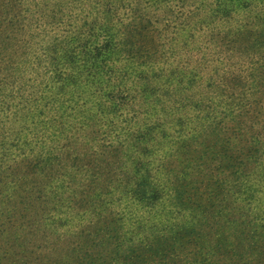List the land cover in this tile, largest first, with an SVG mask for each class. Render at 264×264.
<instances>
[{"label":"rangeland","instance_id":"374dc122","mask_svg":"<svg viewBox=\"0 0 264 264\" xmlns=\"http://www.w3.org/2000/svg\"><path fill=\"white\" fill-rule=\"evenodd\" d=\"M263 8L0 0V264H264Z\"/></svg>","mask_w":264,"mask_h":264},{"label":"trees","instance_id":"16d2710c","mask_svg":"<svg viewBox=\"0 0 264 264\" xmlns=\"http://www.w3.org/2000/svg\"><path fill=\"white\" fill-rule=\"evenodd\" d=\"M254 18L257 20L258 24L262 27V32H263V37L262 38L264 39V11L263 12L259 11L257 13V15H255ZM112 48H111V46L109 44H107L105 46V50H101L102 49L101 47H98L96 49V51H101V52H96L95 53V56H94L93 60L95 61L96 65L98 63L100 64V63H103V62L106 61V58H104L105 55H101V53H105L109 59L113 58L112 54H113L114 50ZM249 69H250L249 70V72H250L249 83L252 86H256L257 88H256L255 91H253L252 88L249 85V87L247 89L248 94H249V96H251V98H254V97L263 98L264 97V53H263V57L262 58L260 57L254 63V65L251 66ZM89 75L93 76V74H89Z\"/></svg>","mask_w":264,"mask_h":264}]
</instances>
